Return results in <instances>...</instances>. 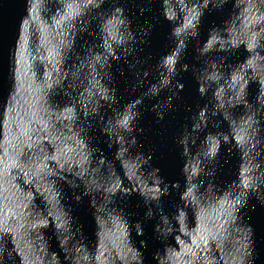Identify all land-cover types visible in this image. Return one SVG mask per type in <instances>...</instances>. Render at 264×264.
Wrapping results in <instances>:
<instances>
[{
    "label": "water",
    "instance_id": "95a60500",
    "mask_svg": "<svg viewBox=\"0 0 264 264\" xmlns=\"http://www.w3.org/2000/svg\"><path fill=\"white\" fill-rule=\"evenodd\" d=\"M0 264H264V0H0Z\"/></svg>",
    "mask_w": 264,
    "mask_h": 264
}]
</instances>
